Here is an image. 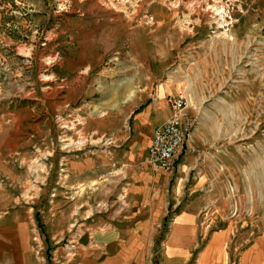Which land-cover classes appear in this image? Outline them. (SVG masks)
I'll return each mask as SVG.
<instances>
[{
  "label": "rangeland",
  "instance_id": "rangeland-1",
  "mask_svg": "<svg viewBox=\"0 0 264 264\" xmlns=\"http://www.w3.org/2000/svg\"><path fill=\"white\" fill-rule=\"evenodd\" d=\"M178 95L198 125L162 170L136 113ZM75 228L264 264V0H0V264H68Z\"/></svg>",
  "mask_w": 264,
  "mask_h": 264
},
{
  "label": "crops",
  "instance_id": "crops-1",
  "mask_svg": "<svg viewBox=\"0 0 264 264\" xmlns=\"http://www.w3.org/2000/svg\"><path fill=\"white\" fill-rule=\"evenodd\" d=\"M219 38H209L206 42L207 53L209 58V44L218 43ZM203 55L197 52V56ZM159 106V107H157ZM161 109V110H160ZM171 112L168 110H162V104L146 106L142 111L136 113V121L142 127L149 128L148 134L142 142V153H146V159L148 158V148L151 144L152 133L156 125L165 119L170 117ZM152 116H155L152 118ZM163 123V122H162ZM160 125V124H159ZM154 127V128H153ZM197 126L195 127V129ZM194 129V130H195ZM193 130V131H194ZM189 139V138H188ZM188 141V140H187ZM187 141L183 145H188ZM191 142V141H190ZM182 147V149H183ZM190 147L191 144H190ZM182 149L178 155H181ZM177 155V156H178ZM177 157L175 158V160ZM140 177L145 180L150 176L148 173H141ZM20 235L26 236L25 231H20ZM119 240L118 234L115 231L100 232L96 229L91 228H75L67 238L68 250L71 257L68 259V264H133L129 258L126 257L125 253H128V248L124 249V245H118ZM120 246V251H117V247ZM133 248L130 247V252ZM110 251L116 252V255H108Z\"/></svg>",
  "mask_w": 264,
  "mask_h": 264
},
{
  "label": "built area",
  "instance_id": "built-area-1",
  "mask_svg": "<svg viewBox=\"0 0 264 264\" xmlns=\"http://www.w3.org/2000/svg\"><path fill=\"white\" fill-rule=\"evenodd\" d=\"M170 117L156 126L148 148L147 163L162 170H170L173 161L198 125V120L188 114L183 96H168Z\"/></svg>",
  "mask_w": 264,
  "mask_h": 264
}]
</instances>
